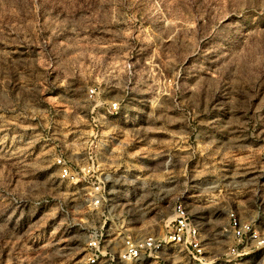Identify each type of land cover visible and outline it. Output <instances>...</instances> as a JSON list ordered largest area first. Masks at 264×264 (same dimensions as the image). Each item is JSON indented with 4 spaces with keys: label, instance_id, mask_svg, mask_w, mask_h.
<instances>
[{
    "label": "rangeland",
    "instance_id": "1",
    "mask_svg": "<svg viewBox=\"0 0 264 264\" xmlns=\"http://www.w3.org/2000/svg\"><path fill=\"white\" fill-rule=\"evenodd\" d=\"M94 117L127 169L98 206L55 165L85 156ZM176 202L211 264H264L220 261L228 211L264 236V0H0V264H89L95 239L117 255Z\"/></svg>",
    "mask_w": 264,
    "mask_h": 264
},
{
    "label": "built area",
    "instance_id": "2",
    "mask_svg": "<svg viewBox=\"0 0 264 264\" xmlns=\"http://www.w3.org/2000/svg\"><path fill=\"white\" fill-rule=\"evenodd\" d=\"M120 113L119 102L110 104V114L118 116ZM96 121L97 132L93 134L88 144L87 152L82 159L71 160L66 155H60L55 160L58 176L66 182H77L81 178L90 180L94 185L95 194L92 202L95 206L101 203V197L107 192L110 182L118 172L127 171L121 165L108 163L106 150L109 144L95 142L98 140L99 128L102 122ZM137 178H134L136 180ZM229 223L224 231L231 235L232 243L228 248L225 258L221 262L238 260L251 253L264 251V236L255 221H242L235 210L227 212ZM181 249L194 262V264H211L206 256L204 238L201 228L195 222L192 214L181 202L174 205V215L168 221L166 233L163 236L148 235L143 239L127 237L117 255L101 246L98 239L89 243L86 254L89 264H132L151 257L156 258L161 264H167L165 256L167 250ZM225 261V262H224ZM173 264H183L174 262ZM185 264V263H184ZM189 264V263H186Z\"/></svg>",
    "mask_w": 264,
    "mask_h": 264
}]
</instances>
